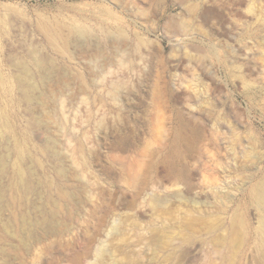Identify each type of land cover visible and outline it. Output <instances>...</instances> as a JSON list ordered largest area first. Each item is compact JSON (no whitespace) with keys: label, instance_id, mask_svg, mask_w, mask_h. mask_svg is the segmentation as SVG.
<instances>
[{"label":"rangeland","instance_id":"1","mask_svg":"<svg viewBox=\"0 0 264 264\" xmlns=\"http://www.w3.org/2000/svg\"><path fill=\"white\" fill-rule=\"evenodd\" d=\"M263 179L264 0H0V264H264Z\"/></svg>","mask_w":264,"mask_h":264},{"label":"bare ground","instance_id":"2","mask_svg":"<svg viewBox=\"0 0 264 264\" xmlns=\"http://www.w3.org/2000/svg\"><path fill=\"white\" fill-rule=\"evenodd\" d=\"M18 173H19V176L22 177V171L19 170ZM250 196H251L253 204L257 207V209L260 211V214H261L259 231H258V234L256 233L257 237L259 235V239L258 240L256 239L258 243L256 242L255 243L258 244L257 250L260 252V254L262 255V258L264 259V179L251 188ZM15 221L17 222V219ZM240 224L244 228V231L250 230V225L248 221L246 220V218H242Z\"/></svg>","mask_w":264,"mask_h":264}]
</instances>
